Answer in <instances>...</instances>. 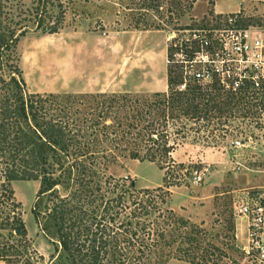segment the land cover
<instances>
[{
    "label": "trees",
    "instance_id": "16d2710c",
    "mask_svg": "<svg viewBox=\"0 0 264 264\" xmlns=\"http://www.w3.org/2000/svg\"><path fill=\"white\" fill-rule=\"evenodd\" d=\"M133 1L142 4L141 9L160 7L159 0ZM172 2L167 13L178 16L180 8L192 11L197 0ZM66 14L63 0H0V230L16 238L15 245L0 247V262L43 260L32 250L22 205L11 188L12 182L23 180L40 181L32 214L40 224L39 209L46 200L42 231L55 238V249L71 264H156L148 255L161 251L162 239L179 223V237L191 247L174 250L187 262L235 264L226 250L207 249L203 223L183 221L162 207L170 189L180 187L181 179L192 173V166L172 158L180 142L190 136L203 145H209L210 138L215 141L223 119L233 117L234 110L248 102L246 97L224 92L216 83L179 90L182 75L174 66L167 74L168 91L143 98L103 93L27 96L16 53L20 39L31 29L58 34ZM119 160L156 164L164 172V186L137 192L130 185L122 196L118 184L104 191L103 173Z\"/></svg>",
    "mask_w": 264,
    "mask_h": 264
},
{
    "label": "rangeland",
    "instance_id": "374dc122",
    "mask_svg": "<svg viewBox=\"0 0 264 264\" xmlns=\"http://www.w3.org/2000/svg\"><path fill=\"white\" fill-rule=\"evenodd\" d=\"M260 1L264 15V0ZM63 2L66 21L58 34L44 35L31 29L18 44L16 53L27 96L152 95L153 85H159L172 66L168 64L169 34L216 16L211 11L212 0L199 1L194 13L198 18L192 17L191 9L180 8V16L168 14L172 0H159L158 9H141L142 4L133 0ZM3 92L0 85V93ZM234 112L230 119H223L219 137L215 141L210 138L209 145L197 142L193 136L180 142L172 158L177 164L192 166V173L181 179L180 187L170 189L172 194L162 208L174 209L183 221L197 226L203 223L201 229L208 239L205 236L202 243H209L207 249L215 246L226 250L235 264H263L264 225L255 230L259 244L250 237V226L257 207L264 209V107L249 101ZM103 175L107 183L104 191L113 190L118 184L117 194L121 196L133 182L137 192L164 186V172L148 161L119 160L109 164ZM172 182L175 181L169 179ZM40 184L23 180L11 183L16 201L22 205L32 250L43 258L35 259L34 264H71L64 252L55 249V238H48L42 231L46 200L39 209L40 224L32 214ZM244 207L250 209L247 217L239 213ZM179 226L182 225L170 228L162 239V252L148 255L154 257V263L190 264L183 253L174 250L191 247L179 237ZM158 227L164 228L160 223ZM5 244L15 245L16 238L0 230V247ZM259 245V250L252 251Z\"/></svg>",
    "mask_w": 264,
    "mask_h": 264
},
{
    "label": "built area",
    "instance_id": "2783aa9c",
    "mask_svg": "<svg viewBox=\"0 0 264 264\" xmlns=\"http://www.w3.org/2000/svg\"><path fill=\"white\" fill-rule=\"evenodd\" d=\"M247 20L241 13L216 15L210 22L169 34L172 57L168 64L182 75L179 90L190 84L205 88L216 83L224 92L264 107V17ZM239 213L247 217L250 209L244 207ZM263 225L264 209L259 206L250 226V237L258 244L255 230Z\"/></svg>",
    "mask_w": 264,
    "mask_h": 264
},
{
    "label": "crops",
    "instance_id": "0c3cea01",
    "mask_svg": "<svg viewBox=\"0 0 264 264\" xmlns=\"http://www.w3.org/2000/svg\"><path fill=\"white\" fill-rule=\"evenodd\" d=\"M199 1L195 4L191 12L192 17L194 18H198V16H194V13ZM261 3L262 1L260 0H212L211 11L215 15H232L241 13L247 19H260L264 17V15L261 14ZM151 91L152 94L165 93L168 91L167 71L163 77V81H161L159 85H153ZM172 210L175 212L174 209Z\"/></svg>",
    "mask_w": 264,
    "mask_h": 264
},
{
    "label": "water",
    "instance_id": "95a60500",
    "mask_svg": "<svg viewBox=\"0 0 264 264\" xmlns=\"http://www.w3.org/2000/svg\"><path fill=\"white\" fill-rule=\"evenodd\" d=\"M132 187L135 188L136 187V184L135 182L132 183Z\"/></svg>",
    "mask_w": 264,
    "mask_h": 264
}]
</instances>
